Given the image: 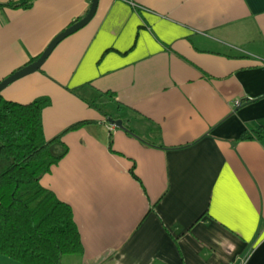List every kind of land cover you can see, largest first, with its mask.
Wrapping results in <instances>:
<instances>
[{
  "label": "crops",
  "instance_id": "0c3cea01",
  "mask_svg": "<svg viewBox=\"0 0 264 264\" xmlns=\"http://www.w3.org/2000/svg\"><path fill=\"white\" fill-rule=\"evenodd\" d=\"M90 3L0 0V80ZM0 93L49 97L67 147L41 178L80 233L60 264H264V139L239 138L264 126V0H98Z\"/></svg>",
  "mask_w": 264,
  "mask_h": 264
},
{
  "label": "trees",
  "instance_id": "16d2710c",
  "mask_svg": "<svg viewBox=\"0 0 264 264\" xmlns=\"http://www.w3.org/2000/svg\"><path fill=\"white\" fill-rule=\"evenodd\" d=\"M49 104L47 96L21 103L0 93V254L21 264H60L62 255L83 250L71 206L41 183L67 152L59 136H44ZM239 138L263 140L264 126Z\"/></svg>",
  "mask_w": 264,
  "mask_h": 264
},
{
  "label": "water",
  "instance_id": "95a60500",
  "mask_svg": "<svg viewBox=\"0 0 264 264\" xmlns=\"http://www.w3.org/2000/svg\"><path fill=\"white\" fill-rule=\"evenodd\" d=\"M98 0H91L90 6L88 8V11L86 14L80 18L79 20H76L71 25L66 27L64 30L59 32L56 36H54L51 41L48 43L46 48L42 51V53L33 61L29 62L28 64L22 66L21 68L15 70L8 76L4 77L2 80H0V92L1 90L6 87L8 84L12 83L16 79L25 76L31 72L36 71L44 60L47 58V56L50 54V52L53 50V48L60 42L63 38L70 35L71 33L77 31L81 27H83L85 24L89 22V20L93 17L96 11ZM108 120L117 126H122L121 120L108 118Z\"/></svg>",
  "mask_w": 264,
  "mask_h": 264
}]
</instances>
